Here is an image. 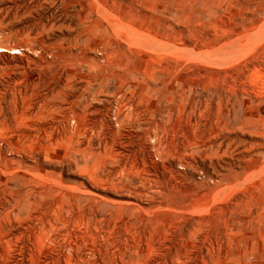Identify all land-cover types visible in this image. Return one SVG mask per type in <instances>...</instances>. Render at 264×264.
<instances>
[{
    "label": "rangeland",
    "instance_id": "obj_1",
    "mask_svg": "<svg viewBox=\"0 0 264 264\" xmlns=\"http://www.w3.org/2000/svg\"><path fill=\"white\" fill-rule=\"evenodd\" d=\"M0 264H264V0H0Z\"/></svg>",
    "mask_w": 264,
    "mask_h": 264
}]
</instances>
